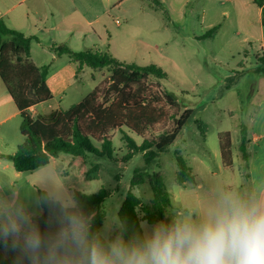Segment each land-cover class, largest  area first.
<instances>
[{
	"label": "rangeland",
	"instance_id": "374dc122",
	"mask_svg": "<svg viewBox=\"0 0 264 264\" xmlns=\"http://www.w3.org/2000/svg\"><path fill=\"white\" fill-rule=\"evenodd\" d=\"M87 2L92 7V12L88 14L90 18L105 11L102 0ZM136 2L148 16V21H141L140 35L127 25L121 9L116 5L108 10L102 22L93 25V32L98 35H93L91 47L96 45L119 62L139 67L156 65L167 74L166 79L156 81L175 96L183 110L192 111L176 142L146 165L142 154H134L127 159L130 149L125 137L129 136L138 145L142 144V138L126 128L115 130L111 133L112 158L89 155L88 168L97 166L99 179L86 183L75 168L68 175L64 174L68 165L66 155L55 158L48 166L34 172H17L12 161L1 156L14 155L18 147L24 144L25 139L20 133L21 119L0 124V203L31 207L38 190L57 192L71 199V192L75 190L86 189L97 193L105 189L110 195L104 201L106 219L100 232L111 238L119 228V209L129 191L143 204H149L153 199L148 183L131 188L136 170H145L150 175L161 174L173 202V216L187 211L189 207L203 204L218 186L253 191L252 184L246 179L238 147L242 129L246 130L248 149L253 133H264V75L256 69V55L260 49L257 42L250 45L241 42L244 32L250 29L239 26L228 3L224 8L228 9L229 16L220 15L222 26L214 28L208 27L207 22L203 23L200 6L188 7L186 24L182 25L176 19L175 24L163 26V13L148 9L153 5L150 1ZM174 14L178 15L177 12ZM103 24L107 27L105 32ZM253 31L256 33V28ZM193 35L200 36V40H195ZM89 45L81 43L82 52L87 51ZM35 61L51 66L52 60ZM95 74V80L84 79L85 82L79 87L76 85L69 91V97L61 104L63 110L69 109L72 103H79L100 84L101 75ZM85 75L79 78H87ZM257 116L262 122L259 131L254 122ZM199 122L200 125L201 122L205 124L201 125L205 129L200 127ZM228 136L229 160L224 163L221 145L227 142ZM95 145L101 148L100 143ZM178 157L192 169L196 179L194 184L182 187L176 183ZM200 184L203 185L202 189ZM225 184L231 187H225ZM7 258L8 251L0 249V264H4Z\"/></svg>",
	"mask_w": 264,
	"mask_h": 264
},
{
	"label": "trees",
	"instance_id": "16d2710c",
	"mask_svg": "<svg viewBox=\"0 0 264 264\" xmlns=\"http://www.w3.org/2000/svg\"><path fill=\"white\" fill-rule=\"evenodd\" d=\"M262 9L264 27V0H253ZM154 6L164 11L158 0H152ZM167 16V12L164 11ZM34 37L10 29L0 20V79L8 94L20 112V133L25 142L18 147L14 155L1 156L12 161L19 173L33 172L48 166L52 159L66 155L68 165L65 175L75 168L83 182L99 179V168H88L89 155L98 158H112L113 141L111 133L126 128L142 138L138 145L126 136L130 149L127 159L134 154H142L146 165L177 140L186 126L192 111L182 109L174 95L165 91L160 82L167 74L156 65L139 67L115 60L109 53L99 49L74 52L67 46H56L58 55H67L72 64L77 65L78 73L84 69L100 70L107 68L110 77L90 92L82 102L67 110H56L48 115L33 117L30 109L52 99L47 84L49 67H38L31 60V45ZM257 71L264 75V54L257 56ZM200 125V122H199ZM201 125L205 124L201 122ZM200 125V127H202ZM205 129V127H202ZM239 152L242 157L243 170L249 179L248 169L250 152L247 147L246 130L241 131ZM95 143H100L101 148ZM230 140L222 142L224 159L230 153ZM178 172L176 183L182 187L194 184L196 179L181 157L177 158ZM148 183L153 193L149 204L129 191L119 209V228L113 237L123 232L126 238L143 231L145 219L159 220L164 215L167 221L173 217L174 209L171 196L160 173L148 174L145 170H136L131 188ZM45 191L38 190V195ZM110 195L105 189L97 193L83 190L71 192V199L86 215L94 217L93 231L100 232L106 219L104 201ZM49 216L48 207H44L39 217L41 228H46ZM0 249H4L0 247ZM13 254L8 251L4 264H10Z\"/></svg>",
	"mask_w": 264,
	"mask_h": 264
},
{
	"label": "clouds",
	"instance_id": "9594fccd",
	"mask_svg": "<svg viewBox=\"0 0 264 264\" xmlns=\"http://www.w3.org/2000/svg\"><path fill=\"white\" fill-rule=\"evenodd\" d=\"M93 220L47 190L31 207L0 203V247L13 254L10 264H264V185L250 192L218 186L167 221L145 219L129 238L93 231Z\"/></svg>",
	"mask_w": 264,
	"mask_h": 264
},
{
	"label": "crops",
	"instance_id": "0c3cea01",
	"mask_svg": "<svg viewBox=\"0 0 264 264\" xmlns=\"http://www.w3.org/2000/svg\"><path fill=\"white\" fill-rule=\"evenodd\" d=\"M152 4V0H148ZM164 11L160 10L154 4L148 7L150 10H157L163 13L164 23L175 24L176 19L182 25L186 24L189 18L186 10L190 5H197L202 8V21L207 22L208 27L216 28L222 26L221 17H228L229 11L224 8L225 3L230 4V10L233 12L239 26L247 27L250 31H245L241 42L249 45L257 42V55L264 54V27L262 25V9L257 6L253 0H158ZM104 12L96 14L90 18L92 7L87 0H0V20H3L6 25L18 32L27 36L34 37L31 45V60L38 67H49L47 84L52 93V99L48 102L30 109V113L35 118L38 115H48L53 111L62 109V105L69 97V91L77 85H81L85 80H95L98 75H101V82L110 77V71L100 69L89 71V68L82 69L79 73L77 65L70 62L67 55H58L56 46H67L74 52H82L81 43L90 44L88 49H98L96 45L91 47L93 43L92 37L97 32H93V25L102 22L108 10L114 6L121 9V15L125 18L128 26H132L133 32L140 35L141 21H148L145 9L136 2V0H102ZM133 9V13L130 10ZM136 11V12H135ZM174 12L178 15L175 16ZM221 12V13H220ZM220 13V14H218ZM202 23V24H203ZM104 25V32L106 26ZM253 28H256L254 33ZM214 31L216 29H213ZM151 31V30H149ZM103 33V30H101ZM256 34V35H254ZM108 32H106V37ZM197 41L200 36L193 35ZM109 39V38H107ZM100 50V49H99ZM50 58L51 66L45 63H37L36 59ZM257 60V59H256ZM56 63L55 67L52 65ZM259 67V64L257 65ZM256 67V69H257ZM86 74V75H85ZM80 75H85L87 78H79ZM80 79L79 83L77 82ZM85 79V80H84ZM2 85V88H1ZM98 85V86H99ZM97 86V87H98ZM95 87V88H97ZM87 95H85L86 97ZM83 97V98H85ZM84 100V99H83ZM81 100L80 102H82ZM79 102V103H80ZM78 104V103H76ZM75 103L70 104V107ZM69 107V108H70ZM0 124H6L21 119L15 103L8 94L2 80L0 79ZM256 128L259 131V124L262 123L259 116L254 119ZM250 164L248 169L249 181L252 184L253 190L264 185V133H253L250 144ZM223 162L226 163L223 154ZM54 159H52L53 161ZM51 161V163H52ZM229 165L231 164L228 163ZM34 172V171H33ZM225 187H231L225 184ZM203 185L200 184V189Z\"/></svg>",
	"mask_w": 264,
	"mask_h": 264
}]
</instances>
